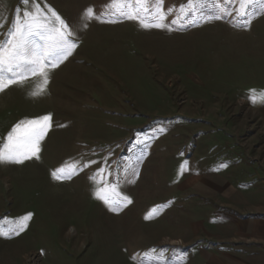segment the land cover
Segmentation results:
<instances>
[{
	"label": "rangeland",
	"instance_id": "1",
	"mask_svg": "<svg viewBox=\"0 0 264 264\" xmlns=\"http://www.w3.org/2000/svg\"><path fill=\"white\" fill-rule=\"evenodd\" d=\"M38 2L75 47L45 68L46 85L37 72L0 91V142L18 122L51 116L38 159L0 162V228L31 213L19 235H0V264H203L212 244L194 223L211 203L190 201L205 190L192 181L216 170L240 185L236 207L264 210V104L249 99L264 90V0L248 16L238 3L221 13L218 0L196 11L164 0L174 9L165 28L106 14L119 7L109 0ZM30 7L0 0V40ZM72 165L70 178L52 175ZM105 183L120 208L96 196Z\"/></svg>",
	"mask_w": 264,
	"mask_h": 264
},
{
	"label": "snow or ice",
	"instance_id": "2",
	"mask_svg": "<svg viewBox=\"0 0 264 264\" xmlns=\"http://www.w3.org/2000/svg\"><path fill=\"white\" fill-rule=\"evenodd\" d=\"M164 0H109V4L119 5L117 8L105 6L109 15L115 14L128 19L138 20L143 27L165 28L168 12H174L171 7L167 10L163 7ZM201 0H187L189 11H196V5ZM238 3L235 9L238 15L248 16V9L257 3V0H218L217 8L221 13L229 4ZM25 6L31 5L22 13V19L8 32V38L0 40V91H3L12 83L23 82L28 75H36L39 72L47 84V66L56 67V62L70 54L75 44L72 42V32L68 30V25L60 16L51 10L50 16L40 6L38 0H23ZM181 15L177 19H182L187 12L184 5L180 6ZM89 17H95L97 13L93 8L86 9ZM141 13L144 15L141 16ZM231 15V11L228 12ZM150 18V19H149ZM222 18V16H217ZM248 23H251L249 19ZM39 41V43H37ZM47 62V63H46ZM43 91V85H38L37 90L32 95H39ZM249 99L253 103L264 104V90L250 89ZM50 115H45L32 120L18 122L8 132L3 142H0V162L23 163L24 160L35 156L39 158V142L46 134L50 126ZM66 171L61 167L52 173L54 178H70L76 170L75 165L68 166ZM181 166V174L183 172ZM107 170L100 168L96 175L91 177L94 181H102L103 174ZM96 196L113 207V210L120 208L121 198L116 195V190L105 183L104 187L96 189ZM126 199V198H124ZM128 203H131L129 200ZM31 218L28 213L16 220L9 222L6 229L0 228V235H19L27 227V222ZM149 218V217H146ZM155 251V250H153ZM145 257L147 254H144Z\"/></svg>",
	"mask_w": 264,
	"mask_h": 264
},
{
	"label": "crops",
	"instance_id": "3",
	"mask_svg": "<svg viewBox=\"0 0 264 264\" xmlns=\"http://www.w3.org/2000/svg\"><path fill=\"white\" fill-rule=\"evenodd\" d=\"M207 170L215 173L217 178L192 181L195 183L193 187L202 186L205 190L195 191L197 195L190 199L191 202H196L201 195L211 203L194 223L199 224L201 219V227L207 231L205 237L212 244L207 247L210 253L203 264H264V210L259 208L243 211L236 207V201L231 196H235L234 193L237 192L243 193L240 185L233 184L216 170ZM216 193L222 194V199H229L231 203L220 204L215 200ZM215 204L218 211L213 207Z\"/></svg>",
	"mask_w": 264,
	"mask_h": 264
}]
</instances>
